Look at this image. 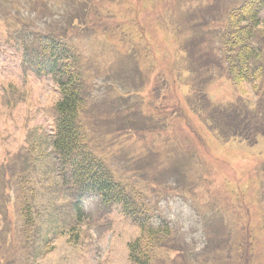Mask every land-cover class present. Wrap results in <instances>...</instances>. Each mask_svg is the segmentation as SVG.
Masks as SVG:
<instances>
[{"label":"rangeland","instance_id":"1","mask_svg":"<svg viewBox=\"0 0 264 264\" xmlns=\"http://www.w3.org/2000/svg\"><path fill=\"white\" fill-rule=\"evenodd\" d=\"M239 1L0 0V264H135L140 234L120 206H78L62 185L52 146L62 96L51 77L23 72L13 23L27 43L32 28L76 37L94 148L171 220L191 264H201L206 225L217 233L225 221L244 262L264 264V88L237 80L223 44ZM249 44L264 73V19Z\"/></svg>","mask_w":264,"mask_h":264},{"label":"trees","instance_id":"2","mask_svg":"<svg viewBox=\"0 0 264 264\" xmlns=\"http://www.w3.org/2000/svg\"><path fill=\"white\" fill-rule=\"evenodd\" d=\"M79 2L80 5L86 4V0ZM228 13L231 33L224 35L226 42L223 41V44L235 59L232 71L237 72L236 78L241 83L246 84L249 79L251 82H259L262 92L264 73L262 67L257 64L260 53L249 44V39L264 19V0L239 1L228 10ZM76 26L82 28L83 24L80 26L77 23L73 24V27ZM28 33L31 46L37 53L35 57H28L29 63L40 66L39 72L52 76L62 96L56 106L52 146L60 174L67 179L65 185L69 186L73 193L78 194V198L91 194L98 196L99 204L107 215L114 206H120L123 213L132 219L140 229L138 239L129 246V257L135 264H160V261L163 262L161 264H191L188 250L184 249L180 240L174 241L171 237L173 228L171 220L164 214L152 212L148 205V197H143L141 192L132 190L127 184L128 181L123 180V176L126 175L123 174L116 179L115 175L118 174L109 164L110 160L102 154L106 152L102 150L98 152L94 148L89 127L99 126L85 125L81 121L80 104H83L81 82L86 76L83 75L80 66L83 55L75 45L74 36L41 32L33 28L29 29ZM19 37L25 39L20 32ZM253 61L257 67H254ZM256 87L257 84L254 88ZM86 92L85 97L89 95ZM262 121L264 122V117L255 123L264 130ZM231 123L239 122L232 119L227 124ZM261 169L259 178L264 185V166ZM209 226L205 227V244L202 250L194 255L201 264H256L253 261L249 263L250 260L244 262L245 258L249 259L250 253L246 251L247 247L242 240L236 242V230L233 226H228L225 221L221 225L223 230L217 233H213ZM248 240L251 239H245L247 242Z\"/></svg>","mask_w":264,"mask_h":264}]
</instances>
